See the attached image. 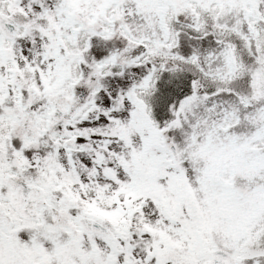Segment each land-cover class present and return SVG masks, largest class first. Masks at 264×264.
<instances>
[{
  "label": "snow or ice",
  "instance_id": "snow-or-ice-1",
  "mask_svg": "<svg viewBox=\"0 0 264 264\" xmlns=\"http://www.w3.org/2000/svg\"><path fill=\"white\" fill-rule=\"evenodd\" d=\"M0 264H264V0H0Z\"/></svg>",
  "mask_w": 264,
  "mask_h": 264
}]
</instances>
